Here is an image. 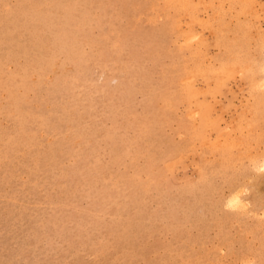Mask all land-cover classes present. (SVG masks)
<instances>
[{
	"label": "rangeland",
	"instance_id": "1",
	"mask_svg": "<svg viewBox=\"0 0 264 264\" xmlns=\"http://www.w3.org/2000/svg\"><path fill=\"white\" fill-rule=\"evenodd\" d=\"M0 264H264V0H0Z\"/></svg>",
	"mask_w": 264,
	"mask_h": 264
},
{
	"label": "bare ground",
	"instance_id": "2",
	"mask_svg": "<svg viewBox=\"0 0 264 264\" xmlns=\"http://www.w3.org/2000/svg\"><path fill=\"white\" fill-rule=\"evenodd\" d=\"M237 200V199H236Z\"/></svg>",
	"mask_w": 264,
	"mask_h": 264
}]
</instances>
